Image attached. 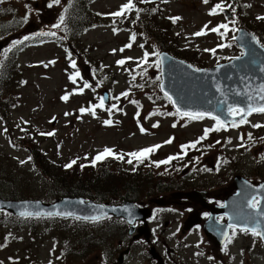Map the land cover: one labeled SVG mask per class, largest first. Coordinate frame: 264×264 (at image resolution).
<instances>
[{
    "label": "rangeland",
    "instance_id": "1",
    "mask_svg": "<svg viewBox=\"0 0 264 264\" xmlns=\"http://www.w3.org/2000/svg\"><path fill=\"white\" fill-rule=\"evenodd\" d=\"M127 1L96 0L91 9L100 17L102 14L117 11ZM220 1L223 4H230V10L238 15L245 28L249 27L251 31H256L264 37V21L257 19L258 15L264 16V0ZM49 3L51 0H4L0 4V41L8 37H14L15 41H22L25 36L33 38L34 31L39 28L41 32H55V36H50L54 40L66 36L72 40L74 52L80 59L81 74L77 82H70L69 67L67 68L64 60L68 51L56 46L55 43L29 45L19 54L14 53L10 62L2 61L0 97L5 95L10 97L7 98L6 105L0 107V148L4 147L9 153L15 152L12 154L20 156V159L14 160L10 156L5 164L7 168L0 174V188L6 190V194L18 196V199L13 200H23L24 195L29 194L32 196L25 200H41L40 197H48L45 201L48 203H54L56 200L50 196L52 193L44 192L42 177L32 169L27 152L25 150L16 152L7 147L8 134L5 136L1 132V125L7 116V119L15 124L21 121L26 123L25 127L30 128L43 148L53 151L51 154L57 153L63 164L72 161L91 162L105 148L112 149L113 155L125 156L127 162L132 159L131 164L138 163L143 174L130 179L126 186L114 183V186H105L104 189H116L118 192L114 194L117 196L128 194L130 191L136 194V201L147 202L149 198L143 190L145 188L140 186L134 190V185H143V180L146 185L145 178L148 175H152L154 182L157 179L154 175L165 168V165L157 167V162L170 156L178 157L181 154V145L196 141L203 136L206 128H213L216 122L208 117L189 120L187 117L168 115L173 113L171 104L165 99L161 100L157 91L156 75H159L160 68L156 66L154 56L147 45L141 47L143 44L140 41L139 29L129 33L115 24L101 21L86 31L78 29L72 32L74 13L65 14L64 10H61L63 4L60 6L54 4L49 8L47 6ZM152 6L159 8L160 11L155 18L148 13ZM136 9L135 15H141L145 21L153 19L155 27L152 26L150 34H153L154 29L157 32H164L163 27L168 26L166 18L181 17L176 21L177 25L170 27L169 33L180 35L178 44L181 46V55L198 67L204 65L209 68L217 63L226 62L229 56L238 57L242 53L235 44L229 45L218 56L222 58L220 61L208 51L204 52L205 49H215L220 41L219 35L212 31L201 36H195L194 33L202 29L210 30L224 20L230 21V25L234 27L232 21L234 17L226 20L223 15L221 17L216 14L209 15L212 8L203 5L202 0H147V2L136 0ZM25 15L28 16L26 23L23 22ZM61 15L67 18L65 23L60 28H52L53 24L58 23ZM205 25L208 27L205 28ZM133 33L137 40L131 42ZM142 42H145L143 38ZM128 44H131L130 48L126 47ZM146 52L149 54L148 61L142 67H138ZM122 58H131L129 59L131 62L118 64L117 61ZM51 61L54 63H50ZM6 67L11 70V80L8 82L4 81V77L7 76L4 74ZM83 81L88 82L91 87L84 93L73 94V91H80ZM98 85L100 88H97ZM92 90L99 94L103 90L108 91L110 96L108 106L111 111H101L97 115L90 112L81 114L80 108ZM125 92L128 93L127 96H119ZM65 95L68 96L67 100L62 99ZM132 101L137 103L134 104ZM113 104L117 107L112 108ZM106 120H111L112 123L106 125ZM256 124L264 125V113L255 114L247 123L238 127L227 126L226 129L212 131L209 138L202 140L193 148L196 158L172 161V167L165 174L178 176L189 190L222 188L236 174H242L255 182L264 181V128L253 127ZM141 127L145 129L144 132L141 131ZM15 135L21 137L18 129ZM169 139L172 142L165 143ZM155 145H161L160 149L157 148L152 152L151 158L143 162H138L129 155ZM185 169L190 170L191 174L187 171L186 174L190 176L183 178ZM216 171L219 174H216ZM10 179L17 181L12 193H9L10 187L3 185V180ZM118 188L122 190L119 191ZM155 189L157 196L170 194L166 185L155 186ZM152 197H156V194L153 193ZM28 223L21 224L14 220L5 227L0 222V243L8 240L7 246L0 250V264H101L116 257V254H113L116 250V240L111 236L116 231L109 223L92 225L74 219L39 218L30 219ZM48 225L56 228L55 238L59 237L57 229H60V236L68 239L58 246L53 245L47 236L53 229H46ZM9 233L13 237L10 238ZM78 239L82 243H76ZM257 251V258L251 259L249 264H264V256L258 257L259 252L264 250L258 247ZM10 259L15 260L10 262ZM126 264L143 263H136L132 258H128Z\"/></svg>",
    "mask_w": 264,
    "mask_h": 264
},
{
    "label": "trees",
    "instance_id": "2",
    "mask_svg": "<svg viewBox=\"0 0 264 264\" xmlns=\"http://www.w3.org/2000/svg\"><path fill=\"white\" fill-rule=\"evenodd\" d=\"M7 1H25V0H7ZM96 0H67L66 2H60V5H64L61 10H64V13H74L72 17V25L71 29L75 30L76 28L81 29H88L91 27L97 26L101 21H106L109 19V16H98L92 9L91 5ZM4 2V0H3ZM211 4L214 6L217 5V0H209ZM1 4V3H0ZM155 11H153V9ZM120 11V10H119ZM220 12L219 10H217ZM159 8L152 6L148 13L152 16V18L157 17L156 15L159 14ZM137 11L127 10L124 12L122 16L116 17L112 16L111 21L115 22L116 25H118L120 28L128 30V31H135L136 29L140 30V37L143 38L145 42H143V46L147 45L148 49L151 51L152 55L154 56V60L158 58V56L155 53H160L163 51H166L174 56H177L179 58L185 59L181 55V46L178 44L180 35H171L169 32H171L169 29L171 26L177 25L176 22H173L172 19L166 18L165 22L168 23V26H164L165 28L164 32H157L155 29L153 30V34H150L152 26H154L153 19H150L149 21H145L141 15H135ZM142 14V13H141ZM67 19V18H66ZM234 29L225 34V40L229 45L234 46L233 39L230 35L235 34V31L239 27H244V25L241 23L240 18L237 16V20L235 21ZM164 24V22H163ZM250 31L251 29L247 27ZM254 33L259 42L264 46V37H262L259 33L256 31H251ZM174 36V37H173ZM16 48L13 47L10 50L13 52V50ZM16 49L14 53L17 51ZM14 53L7 54L8 57L5 59L3 56L0 60V69L2 68V61L5 59L7 62H10L14 56ZM11 55V56H10ZM227 59V58H226ZM219 61L222 60L220 57L218 59ZM191 64H195L194 62L190 61ZM199 67H207L204 65H200ZM4 74H7L6 77H4V81L8 82L11 80V70L9 67L5 68ZM9 95H5L4 97H0V107H3L7 103V98H9ZM98 101L97 97H92L88 102L87 106L85 105L82 107L84 109H91L93 104H95ZM81 108V109H82ZM13 125V126H12ZM19 130L21 133V137H16L15 131ZM2 131L4 135L8 134V148L12 149V151H26L28 155L29 164L31 165L32 169L38 173L40 177H42L43 183H44V192H50L52 193L50 196L53 197V199H58L64 196H71V197H85L88 199H93L95 201H104L110 199L108 193L114 194V192H118L116 189H104L105 186H114V183L116 185L126 186L129 184L130 179H134V177H139L140 173L136 172H129L126 171V168L124 167V162L122 163L120 159H116L115 155H112L115 157L106 159L100 163H96L98 161H95V163L85 162L83 161H75L74 164H72V167H65L66 165L70 164H63L61 162L60 157L57 153L51 154L53 151L47 150L43 148L42 143L37 140L34 134H32L30 128L25 127V124H14L11 120L7 119V116H5L3 120L2 125ZM9 150V149H8ZM15 152H7L4 147L0 148V174L4 172L6 167V162L9 161V159L12 157L15 159H20V156H15ZM11 156V157H10ZM31 157V159H29ZM114 163V164H111ZM130 176V178H129ZM147 180V184H153V181L151 180L150 176H147L145 178ZM4 186H8L11 188L9 193H12L16 188L17 181L15 179L10 180H3ZM123 182V183H122ZM142 184L144 185V180L142 181ZM146 184V185H147ZM88 186V187H85ZM97 188V190H103V191H97L94 188ZM136 186V185H134ZM0 198L3 199H18L17 195L15 194H6L3 188H0ZM107 190V191H106ZM118 190H122L118 188ZM46 192V193H47ZM128 194L131 195V192L129 191ZM128 194H124L123 198L120 199H130ZM32 194L24 195V199L31 197ZM21 199V198H20ZM39 199L43 201H47L48 197H40ZM18 220L15 217H12L6 213L0 214V222H2V225L5 227L10 225L12 221ZM48 230H51L48 228ZM59 231V237L60 236V229H57ZM63 234V233H61ZM58 237V238H59Z\"/></svg>",
    "mask_w": 264,
    "mask_h": 264
},
{
    "label": "water",
    "instance_id": "3",
    "mask_svg": "<svg viewBox=\"0 0 264 264\" xmlns=\"http://www.w3.org/2000/svg\"><path fill=\"white\" fill-rule=\"evenodd\" d=\"M227 15L229 16V14ZM252 36L245 29H241L238 32L235 41L245 53L240 59H233L228 63L213 68L201 69L204 71L199 72L194 71L195 68L193 66L191 68L188 67L190 64L187 62L162 52L159 55V59L161 61V84H163L164 90L161 91L163 93L167 91L173 97V100L176 101L175 105L172 103L174 109L176 110L179 107L181 111H211L213 115H219L221 119L231 121L233 117L227 115L228 104L238 105L245 109L249 103L253 107L264 104V100H261V96L264 95V92H261V86L264 85V71H262L264 69V48L259 42L257 43V39L253 41L251 39ZM12 41L13 39L9 38L4 42H0V53ZM218 68L219 70L217 71ZM217 87H219L220 91H217ZM225 99V104L219 103V101ZM105 102H107L106 96ZM255 112L257 111L253 113ZM240 119V116L235 117L236 121ZM245 192L248 196L247 201L237 198L235 203L232 204L233 209L227 211V216L233 218L229 219V223H236L239 227L246 225L249 228L256 227L258 223V230L264 231V215L258 216V209L255 210L248 207V201L258 194H253L255 192L248 190ZM132 206V204L128 203L122 206H109L97 204L92 200L87 202L83 198H64L54 204H46L40 201L16 202L0 199V210L8 211L19 217H24L20 215L21 212H31L33 213L31 216H49L48 213H53L51 216H101L102 218L117 216L128 218L129 212L125 211V209L132 211ZM259 210L264 211V201H262ZM57 212H70L72 215H55ZM36 213H39V215H36Z\"/></svg>",
    "mask_w": 264,
    "mask_h": 264
},
{
    "label": "flooded vegetation",
    "instance_id": "4",
    "mask_svg": "<svg viewBox=\"0 0 264 264\" xmlns=\"http://www.w3.org/2000/svg\"><path fill=\"white\" fill-rule=\"evenodd\" d=\"M222 188L198 189L208 192L206 200L219 210H225L226 202L236 194L233 189V178ZM181 191H193L183 189ZM177 192V191H175ZM172 194V193H171ZM162 197L148 195L149 201H132L139 205L143 215L149 214L145 221L136 219L133 233L129 234L130 225L118 219L109 218L107 223L114 226L112 239L116 240V259L109 264L123 258L122 264H126L128 258L133 262L143 264H249L251 259L257 258V248L264 250V242L251 232L245 233L236 228L229 229L228 235L231 242L227 243L225 250V239L220 241L217 237L219 231L207 236L205 225L209 221L214 223L210 212L198 203L177 200L166 207L174 210H164L156 202ZM176 215V216H175ZM222 217L223 219H218ZM191 218V223L187 221ZM216 220L225 226L228 219L225 215H217ZM221 232L224 229L220 230ZM146 232L149 233L148 237ZM212 236L214 237L212 239ZM200 253V255H198ZM264 252H259L258 257H263ZM211 257L212 259H209ZM252 264V263H251Z\"/></svg>",
    "mask_w": 264,
    "mask_h": 264
},
{
    "label": "snow or ice",
    "instance_id": "5",
    "mask_svg": "<svg viewBox=\"0 0 264 264\" xmlns=\"http://www.w3.org/2000/svg\"><path fill=\"white\" fill-rule=\"evenodd\" d=\"M143 2H147V0H143ZM204 3H208V0H203ZM0 3H3V0H0ZM60 3V0H51V3H49L47 6L49 8H51L54 4H59ZM228 7H231L230 5ZM132 8H134V4L132 3V0H128L127 3H125L124 5H122L120 11H117L115 13H111L110 15L112 16H116V17H119V16H122L124 14L125 11L127 10H131ZM217 10L219 11H224V5L222 4H217L215 5L209 12V15H215L217 13ZM139 11V10H138ZM153 11H155V9H153ZM233 11H235L233 9ZM27 19H28V16L25 15V17L23 18V22H27ZM64 15H61L58 19V23H55L53 24L51 27L52 28H60L61 24L64 23ZM170 19H172L173 22H176L178 20L181 19V17H170ZM257 19H264V17H257ZM208 26L205 25V28H207ZM228 24H221L217 27H214V28H211L210 31L212 32H216V33H219L221 36L224 35V32H221L220 29H224L225 31L228 30ZM113 31L115 32L116 29H113ZM206 32L202 29L201 31L199 32H196L194 33L195 36H201V35H205ZM38 35H41V36H55L56 33L55 32H40ZM30 37L28 36H25L23 38L22 41H15L14 44H19V43H23V41H26L28 40ZM131 39L134 41L136 39V36H135V33L132 34L131 36ZM251 39L253 41H256V37L253 35L251 37ZM258 43V41H257ZM126 47H131V44H128L126 45ZM141 47H143V45H141ZM121 51H123V49H121ZM205 51H212L213 53H215V49H205ZM157 56H159V53H155ZM148 53L146 52L144 54V60L145 62L147 61V58H148ZM245 55V53H241V56ZM131 59V58H129ZM232 59L234 60H238L240 59V57H233ZM50 63H54V61H51ZM118 64L120 65H123L125 63V60H119L117 61ZM160 63L161 61L158 60L156 62V66L159 67L160 66ZM71 66L73 68H76V63L75 61L73 60L72 61V64ZM188 67H192L191 65H189ZM219 70V68L217 69V71ZM194 71H204V70H201V69H194ZM262 71H264V69H262ZM80 75L79 71L75 72L73 75H71L69 78L72 80L73 83L76 82V79L77 77ZM133 79H135V77H133ZM84 87L87 88V87H91V85H89L88 83H85L84 84ZM161 87V90L163 91L164 90V86L163 84L160 85ZM80 91L82 92L83 89H80ZM217 91H220L219 87H217ZM261 92H264V85L261 86ZM238 94V93H237ZM122 95L124 96H127L128 93H122ZM223 95V93H222ZM164 96L167 100H169L171 103H173L174 105L176 104V101L173 100V97L167 92L165 91L164 92ZM62 99L64 100H67L68 99V96L65 95L64 97H62ZM116 99L118 100L119 97H116ZM249 99H251V97H249ZM261 100H264V95L261 96ZM132 103H137L136 101H132ZM220 104H225L226 103V99L225 100H221L219 101ZM99 107L103 108L104 107V98L101 97L100 98V104L98 105ZM117 105L113 104L112 105V108H116ZM89 109H84L82 108L80 111L83 113L85 111H88ZM109 111H111V109H109ZM254 111H257V112H260V113H264V104H260L258 107H253L251 103H249L247 105V108H242V107H239L238 105H233V104H228L227 106V115L230 116V117H233V119L231 121H227V120H224V119H221V117L219 115H213V113L211 111H181V109L179 107L176 108V112L175 113H168V115H179L181 117H187L189 120H200V119H203L204 117H210L212 120H214L216 123H215V126L213 128H206L204 130V134L203 136L199 137L196 141L190 143V144H187V145H182V149H188V148H196L197 144H199L202 140L206 139L208 134L212 131H219L221 129H226L227 125L229 123H231V126L232 127H238L239 124H243V123H247V119L246 117L251 115ZM94 111H93V115H94ZM67 115V114H66ZM237 116H240L241 119L239 120V122H237L235 120V117ZM106 124H111L112 121L111 120H108V121H105ZM158 125H153V127H157ZM176 125L174 124L173 127H175ZM253 127H264V125H260V124H256V125H253ZM141 131L144 132L145 129H143L141 127ZM42 135L44 133H41ZM54 133H47V135H53ZM251 134L249 133V139H251ZM241 139H243V137H241ZM171 139H169L168 141H166L165 143H171ZM219 143V142H218ZM230 143V141H229ZM243 146V145H242ZM161 147V145H155L153 147H150V148H145V149H142L141 151L139 152H133V153H130L129 155L138 160L139 162H143V160L145 158L148 157V155L152 152H154L157 148ZM110 155H113V150L112 149H109V148H105L103 150L102 153L98 154L93 163H95V161H99L101 159H104L105 157L107 156H110ZM119 159H123V155L117 157ZM29 159H31V157H29ZM175 159H178L177 156H170L168 157V159L166 160H163V161H159L156 163V166L159 167L160 164H168L170 163L172 160H175ZM133 161L132 159H129L128 160V163L131 164ZM23 163V162H22ZM75 161H72L70 164L66 165L65 167H72V164H74ZM261 187H264V185H262ZM83 203V202H81ZM260 204V201L257 200V198L255 196L252 197L251 200L248 201V207L252 208V209H258L257 211V215H264V211H261L259 210L258 206ZM226 205H221V207H225ZM125 211H128L129 212V216L132 217L134 214L128 210V209H125ZM21 216H31L33 215V213L31 212H21L20 213ZM36 215H39V213H36ZM49 216L53 215V213H48ZM55 215H65V216H71L72 213H55ZM76 219H90L92 221H98L100 220L102 217L101 216H92V217H75ZM218 219H223L222 217L218 218ZM230 220L233 219L232 217L229 218ZM128 223L129 224H132L133 223V220L132 219H129L128 220ZM238 227V225L236 223H228L227 224V228L229 229H233V235L235 234V229ZM259 228V224L257 223V226L256 227H252V228H249L247 227L246 225L244 227L241 228V231L245 232V233H248V232H251V234L253 236H257V237H260L261 239H264V231H260L258 230ZM222 235L224 236L225 238V250L227 249V243H230L231 242V237L228 235L227 232H222ZM198 255H200V253H198ZM209 259H212L211 257H209Z\"/></svg>",
    "mask_w": 264,
    "mask_h": 264
}]
</instances>
